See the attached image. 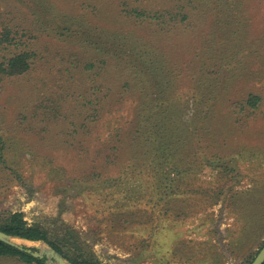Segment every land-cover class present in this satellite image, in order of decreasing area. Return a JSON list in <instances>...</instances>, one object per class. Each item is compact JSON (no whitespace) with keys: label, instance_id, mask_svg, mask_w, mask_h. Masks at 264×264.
Returning <instances> with one entry per match:
<instances>
[{"label":"rangeland","instance_id":"obj_1","mask_svg":"<svg viewBox=\"0 0 264 264\" xmlns=\"http://www.w3.org/2000/svg\"><path fill=\"white\" fill-rule=\"evenodd\" d=\"M3 25L14 40L0 65L32 56L25 73L0 72V223L22 211L51 238L69 229L102 264L253 261L264 245V0H0ZM211 85L203 137L184 150L193 167L150 162L129 136L136 110L169 105L166 121L189 130ZM251 93L259 105L243 108Z\"/></svg>","mask_w":264,"mask_h":264},{"label":"trees","instance_id":"obj_2","mask_svg":"<svg viewBox=\"0 0 264 264\" xmlns=\"http://www.w3.org/2000/svg\"><path fill=\"white\" fill-rule=\"evenodd\" d=\"M135 12L137 15L144 14L142 11L138 10ZM185 16L186 15L183 14L181 15L183 19ZM12 40H14L12 30L6 25L0 27V44H8L11 43ZM31 56L32 53L27 50L11 52L10 55L5 58V61L0 65V72L7 76L25 73L30 69ZM212 83L215 87H217L215 81ZM214 86H210L211 89H209L207 95H201L199 99L194 100V108L191 107L189 121L191 128L189 130H187L186 127L179 125L176 121L171 123L166 121L169 114V105H165L164 108H162L154 105L153 100L149 99L146 103L145 109H143L141 113H139L138 109L136 110L134 120L135 125H131L132 129H129L131 141H140V143L136 142V144L140 147L143 153L147 155L151 154L149 157L151 160L150 162H152V160L170 162L172 158H177L179 159V163H187L188 170L191 169L193 167V160H190L193 159L194 156L185 153L184 150L189 144V146H194V144L196 142L198 143L200 138L203 137L207 118L210 117L216 104V100L214 98L216 89ZM260 100L259 95L251 93L244 100L245 104L243 108L247 106L248 108H255L259 105ZM172 107L176 109V106ZM135 142H133L132 145ZM216 156L217 154L215 157ZM109 158L110 157L108 155H105L102 160L106 162ZM197 158L198 155L194 158V160ZM145 164H147L146 161H144L143 166ZM4 219L5 220L0 223V230L11 237L22 238L29 241H45L57 252L68 257L73 264H102L97 259H94L90 257V255L86 254L82 249L73 247L71 244L73 236L69 229L61 228L59 231L55 232L56 235L51 238L50 231L47 227L40 223H29L24 218V213L22 211H10ZM32 250L35 249L33 248ZM3 257L16 258L21 264H46L45 258L35 257L31 253L24 249H20L16 245L0 240V258Z\"/></svg>","mask_w":264,"mask_h":264},{"label":"water","instance_id":"obj_3","mask_svg":"<svg viewBox=\"0 0 264 264\" xmlns=\"http://www.w3.org/2000/svg\"><path fill=\"white\" fill-rule=\"evenodd\" d=\"M17 237H11L5 232L0 230V240H3L7 243L18 246L20 249H24L27 252L31 253L33 256L38 258H45L46 264H73L72 262L65 259L60 253H58L54 248H40L39 246H27L25 244L18 243L15 241ZM43 242L42 240H38ZM35 250H32V249ZM264 263V245L257 253L256 257L250 264H263Z\"/></svg>","mask_w":264,"mask_h":264}]
</instances>
